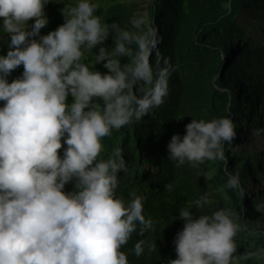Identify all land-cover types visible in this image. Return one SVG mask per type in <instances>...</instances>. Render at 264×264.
Listing matches in <instances>:
<instances>
[{"label": "clouds", "instance_id": "9594fccd", "mask_svg": "<svg viewBox=\"0 0 264 264\" xmlns=\"http://www.w3.org/2000/svg\"><path fill=\"white\" fill-rule=\"evenodd\" d=\"M49 2L0 0V27L10 37L0 55V264H129L122 249L134 233L154 232L157 222L144 215L145 197L132 192L125 201L116 194L128 166L119 145L102 157L103 140L164 104L175 69L145 17L132 18L130 29L106 24L90 0L64 5V22L41 35ZM94 49L93 66L101 64L104 73L85 62ZM261 134L264 129L253 132ZM236 137L229 118L192 119L183 136H171L168 159L176 167L225 161L224 143ZM69 183L72 190L65 191ZM225 187L239 189V173L229 174ZM208 203L201 196L194 206ZM254 207L264 213V203ZM189 209L179 211L184 226L168 264H241L264 254H238L239 233H260L231 208L195 218ZM145 248L155 252L156 242L139 239L131 252L141 257Z\"/></svg>", "mask_w": 264, "mask_h": 264}, {"label": "trees", "instance_id": "16d2710c", "mask_svg": "<svg viewBox=\"0 0 264 264\" xmlns=\"http://www.w3.org/2000/svg\"><path fill=\"white\" fill-rule=\"evenodd\" d=\"M90 2L99 6L95 14L106 24L130 29V20L140 17L128 0ZM75 3L50 0L45 6L48 24L41 35L62 24L60 9ZM146 8L148 26L156 27L162 39L159 51L175 71L169 78L164 104L141 120L113 130L111 137L103 140L102 157L107 158L119 145L128 166V171L118 177L116 194L125 201L132 192L145 197L144 215L157 222L154 232L143 237L134 233L122 250L128 254L129 264H168L176 258L174 238L184 226L178 218L181 209L190 208L195 218L231 208L241 224L260 233H239L238 254L245 250L264 253V213L254 207L264 203V194L248 188L264 177V134L253 135L254 130L264 129V0H149ZM244 10L242 23L239 18ZM9 39L0 27V55H6ZM105 43L109 49L113 46L111 38ZM95 51L85 52V62L104 73L107 69L101 64L93 66ZM22 71L21 66L12 72L9 82ZM218 118L231 119L237 133L231 144L224 143L225 161H205L196 166L185 162L176 167L175 161L168 159L167 144L173 134L183 136L185 125L192 119ZM258 142L261 146L255 148ZM235 173H239L240 188H226L229 174ZM166 184L173 185L171 192L165 190ZM72 187L69 183L65 191ZM201 196L209 203L197 210L194 202ZM139 239L155 241L157 250L149 253L145 248L144 255L136 257L131 249ZM241 264H264V254Z\"/></svg>", "mask_w": 264, "mask_h": 264}, {"label": "rangeland", "instance_id": "374dc122", "mask_svg": "<svg viewBox=\"0 0 264 264\" xmlns=\"http://www.w3.org/2000/svg\"><path fill=\"white\" fill-rule=\"evenodd\" d=\"M128 1L131 4H134V6H135L134 13L135 14H137L138 16H143V17L146 18V14H147V8H146V6H147L149 0H128ZM241 14H242V17H240L239 20H241L242 23H244L243 22L244 21L243 20V16L246 17L245 10L242 11ZM253 140H255V139L253 138ZM253 146L256 148L257 146H261V145L258 142L256 144H254ZM248 188H249V191L250 192H253L254 191L255 193H259V195L264 194V177L261 180H259V181L251 182L249 184Z\"/></svg>", "mask_w": 264, "mask_h": 264}]
</instances>
